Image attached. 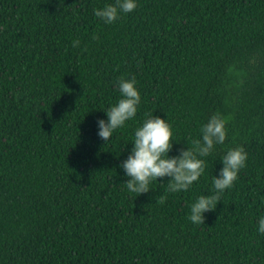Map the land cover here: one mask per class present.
<instances>
[{
	"label": "trees",
	"instance_id": "obj_1",
	"mask_svg": "<svg viewBox=\"0 0 264 264\" xmlns=\"http://www.w3.org/2000/svg\"><path fill=\"white\" fill-rule=\"evenodd\" d=\"M0 264H264V0H0Z\"/></svg>",
	"mask_w": 264,
	"mask_h": 264
}]
</instances>
